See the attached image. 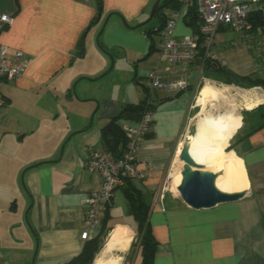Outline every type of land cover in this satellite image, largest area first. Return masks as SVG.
Returning a JSON list of instances; mask_svg holds the SVG:
<instances>
[{
	"label": "crops",
	"instance_id": "crops-1",
	"mask_svg": "<svg viewBox=\"0 0 264 264\" xmlns=\"http://www.w3.org/2000/svg\"><path fill=\"white\" fill-rule=\"evenodd\" d=\"M101 1L97 16L96 0H0V13L13 18L0 34L7 58L20 51L29 59L19 80L0 81V264H66L98 236L100 248L91 264H142L139 244L132 247L138 227L125 187L114 192L106 222L102 225L103 213L89 238H80L83 199L100 184L84 167L85 149L108 153L102 128L123 107L142 102L149 106L151 123L135 159L138 168L149 164L150 170L129 186L149 206L157 243L153 264H264V121L259 118L264 87L225 85L216 73L220 67L239 78L264 81L250 42L220 27L213 38L215 67L195 62L170 74L158 34L147 35L159 19L137 28L156 0ZM170 13L165 8L160 15L167 19ZM191 32L184 20L177 23L175 36ZM83 34L86 54L72 60ZM155 68L164 78L184 77L187 88L150 91L145 76ZM204 89L211 96L202 107ZM229 99L232 104L238 99L239 113L225 110ZM53 105L59 124L48 121ZM211 109L240 118L228 152L241 160L248 187L236 202L196 211L172 185L161 198L157 191L194 136L195 119ZM137 120L121 119L117 125L122 130Z\"/></svg>",
	"mask_w": 264,
	"mask_h": 264
},
{
	"label": "built area",
	"instance_id": "built-area-1",
	"mask_svg": "<svg viewBox=\"0 0 264 264\" xmlns=\"http://www.w3.org/2000/svg\"><path fill=\"white\" fill-rule=\"evenodd\" d=\"M194 3L198 16L195 31L185 36H175L177 23L185 18L192 6L191 0H184L178 10L171 11L158 34L160 56L168 64L170 74H174L179 66L188 67L197 62L203 68L205 62L217 61L213 38L220 27H226L239 32L244 41L250 42L254 58L262 64L260 74L264 80V0H195ZM12 22L11 16L0 13V34ZM28 64L29 59L20 51L14 52L12 58L8 59L6 47L0 43V81L19 80ZM145 79L150 91L180 92L188 86L184 77L164 78L158 68L147 72ZM150 123V113L146 112L134 124L122 128L127 143L119 158H112L108 153L98 150L85 149L84 167L98 176L100 184L97 190L83 199L86 211L81 240L88 239L90 230L100 226L114 192L131 181L143 180L150 170L149 164L143 169L138 168L135 159L140 140L150 131ZM172 167L157 191L160 198L172 185Z\"/></svg>",
	"mask_w": 264,
	"mask_h": 264
},
{
	"label": "trees",
	"instance_id": "trees-1",
	"mask_svg": "<svg viewBox=\"0 0 264 264\" xmlns=\"http://www.w3.org/2000/svg\"><path fill=\"white\" fill-rule=\"evenodd\" d=\"M184 0H162L160 4L157 6L155 14L153 17L159 19V25L157 28H151L147 32L148 34H159L160 30L164 27L166 18L163 17L161 11L165 8L171 9V11L178 10L181 5L183 4ZM195 0H191L192 6L189 8L187 15L183 19L185 23L195 31L197 29L198 24V16L195 7ZM96 7L98 14L97 16L101 15V7L102 1L96 0ZM97 21V17L93 19L90 26L93 25ZM89 26V27H90ZM149 27V26H148ZM140 28V27H139ZM141 28H145L144 26ZM151 53V51L149 52ZM86 54L85 48V34H83L76 46L75 52L72 56V60L74 59H82ZM217 63L207 61L204 64V68L215 67ZM215 69V68H214ZM216 73L225 74L230 78V81L234 84H238L239 87L246 86L245 88H251L254 86H263L264 81L261 79H249V78H239L227 72L226 70L216 67ZM231 83V84H232ZM243 84V85H242ZM149 106L142 102L138 105H127L123 107L119 113L113 117L101 130V138L102 142L105 145V148L108 154L112 158H119L124 151L126 146L127 140L122 132V130L117 125V122L121 119H140L141 116L149 112ZM263 118L261 121H264V114L261 115ZM137 120V121H138ZM261 124V123H260ZM260 125L257 126V128ZM233 144H230L227 151L231 150ZM125 198L129 204L130 213L133 215L134 219L137 222L138 232H137V241L132 244V247H135L136 244H139L141 256H142V264H153L154 254L156 251L157 243L152 235L150 223H149V206L144 202L143 198L137 193L134 189L130 188L129 183L125 186L124 190ZM109 206L106 207L104 211V216L102 219V225L106 222V215L108 212ZM100 236L97 238L87 242L81 252L72 258L66 264H91L94 258V255L99 251L100 248Z\"/></svg>",
	"mask_w": 264,
	"mask_h": 264
},
{
	"label": "bare ground",
	"instance_id": "bare-ground-1",
	"mask_svg": "<svg viewBox=\"0 0 264 264\" xmlns=\"http://www.w3.org/2000/svg\"><path fill=\"white\" fill-rule=\"evenodd\" d=\"M210 96L209 89H204L198 104L203 107L206 99ZM251 107L252 105H248V108ZM239 127L240 118L237 115L212 116L202 114L196 123V132L188 142L189 154L192 159L202 167L215 170L214 172L218 174L215 181L216 187L223 192H241L248 187L241 160L232 151H227L228 139ZM179 164L180 160L177 157L170 174L172 189L177 188L181 181V174L179 172L176 174ZM177 178V184L174 183L173 185Z\"/></svg>",
	"mask_w": 264,
	"mask_h": 264
},
{
	"label": "water",
	"instance_id": "water-1",
	"mask_svg": "<svg viewBox=\"0 0 264 264\" xmlns=\"http://www.w3.org/2000/svg\"><path fill=\"white\" fill-rule=\"evenodd\" d=\"M162 0H156L151 8L150 14L145 22L137 26L143 27L147 25L153 18L157 6ZM109 19H105L102 29ZM125 24V22L122 20ZM182 165L181 181L177 186V193L183 203L189 208L199 211L208 210L221 204L233 203L244 197L245 192L228 193L219 190L215 181L217 173L205 171L202 166L197 164L189 154V145L184 144L179 155Z\"/></svg>",
	"mask_w": 264,
	"mask_h": 264
},
{
	"label": "rangeland",
	"instance_id": "rangeland-1",
	"mask_svg": "<svg viewBox=\"0 0 264 264\" xmlns=\"http://www.w3.org/2000/svg\"><path fill=\"white\" fill-rule=\"evenodd\" d=\"M194 2V1H193ZM150 14V13H149ZM158 23V20H157V18L156 17H153L152 18V20L147 24V25H145L144 27H148V26H151L152 24L154 25V24H157ZM152 25V26H153ZM218 76H219V78H220V80L222 81V83L223 84H225V85H237L238 86V84H234V83H232L231 81H230V78L227 76V75H225V74H221V73H218L217 74ZM232 83V84H231ZM243 85V84H242ZM241 87H244V86H241ZM246 87V86H245ZM244 87V88H245ZM226 89V88H225ZM232 91H228L227 92V94H229L230 96H229V98L230 97H232V93H231ZM237 101H238V99H236V101L235 102H233V104H232V101H231V99H229V106H227V108L228 109H225V110H228V111H233V110H235V108H236V111L239 113V107H237V106H235V104H237ZM241 107H242V105H240ZM240 107V108H241ZM243 108V107H242ZM221 111H223V110H218V109H216L215 111L214 110H207L206 112H204V114H207V115H217L219 112H221ZM263 112V111H262ZM262 114H264V113H261V114H259V118H260V116L262 115ZM194 115V114H193ZM56 116V105H53V108L50 110V113L48 114V121H49V123H53V124H59V122H60V119H55L54 117ZM198 119L199 118H197V119H195V121H194V123H197V121H198ZM257 121H259V120H257ZM192 133H193V130H192ZM190 135H191V133H190ZM188 142V141H187ZM187 142H186V144H187ZM182 165L183 164H179L178 166H177V172H176V174L179 172L178 170L179 169H181L182 168ZM184 166V165H183ZM202 169L203 170H205V171H209V172H213V173H215L214 171V169L213 168H206V167H202ZM213 170V171H212ZM177 180H178V178L177 179H175V181L173 182V185H174V183L175 184H177Z\"/></svg>",
	"mask_w": 264,
	"mask_h": 264
}]
</instances>
